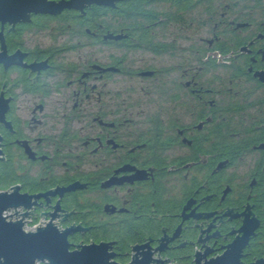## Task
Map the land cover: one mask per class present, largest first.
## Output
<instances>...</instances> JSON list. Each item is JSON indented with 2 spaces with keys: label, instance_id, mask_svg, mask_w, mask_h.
Returning a JSON list of instances; mask_svg holds the SVG:
<instances>
[{
  "label": "flooded vegetation",
  "instance_id": "flooded-vegetation-1",
  "mask_svg": "<svg viewBox=\"0 0 264 264\" xmlns=\"http://www.w3.org/2000/svg\"><path fill=\"white\" fill-rule=\"evenodd\" d=\"M113 3L118 8L89 4L85 14L27 12L30 20L3 28L0 21L6 57L19 50L27 54L22 63L47 59L50 66L37 74L0 62V94L6 79L3 99L12 98L4 120L13 130L0 121V190L19 186L35 195L86 184L63 193L66 212H56L53 223L60 230L93 226L69 235L71 252L116 242L114 260L130 264L132 249L161 239L162 228L173 237L198 189L186 215L213 194L195 213L222 211L189 217L166 247L194 245L159 253L161 241H151L153 258L196 264L195 252H205L201 231L215 217L201 240L237 231L247 203L260 225L239 264L264 260V0ZM48 199L32 206L36 223L51 220L60 194ZM225 208L240 216L219 222ZM71 210L90 212L62 220ZM242 235L204 245L216 250ZM227 249L210 252L206 262Z\"/></svg>",
  "mask_w": 264,
  "mask_h": 264
},
{
  "label": "water",
  "instance_id": "water-1",
  "mask_svg": "<svg viewBox=\"0 0 264 264\" xmlns=\"http://www.w3.org/2000/svg\"><path fill=\"white\" fill-rule=\"evenodd\" d=\"M114 0H71L69 2H65L61 0L58 4L54 2H47L45 0H0V21H2V28L3 23L5 21H9L10 23H14L16 21H20L23 19L25 21L30 20V17L27 15V12H42V13H57L62 10V8H78L80 11L84 13L82 7H87L89 4H102V5H109L118 8L114 3ZM13 25L10 30L13 29ZM0 40H1V48L3 50L0 53V62L4 64V70L12 64L22 65L25 67L32 68L31 71L39 72V69L48 68L47 66V59L45 61H41L40 63H32L30 65H26V63H22V58L27 54L21 53L19 50L10 56L6 57V51L4 46V41L2 38V30L0 32ZM30 71V72H31ZM36 74V77H37ZM29 77V76H28ZM36 77H34V82L36 81ZM11 84H8L6 79L3 83V86H7L9 88ZM2 86V88H3ZM0 94V121L11 131V123L6 122L4 120V112L9 108L8 103L12 99L5 100L3 99L2 92ZM0 140L2 138L0 137ZM4 146L0 144V147ZM2 155V152L0 151ZM4 160V158H0ZM86 184H80L79 181L70 185L69 187L63 188L57 186V188L50 190L46 193H40L35 195H28V194H21L19 186H15L10 188L7 191L0 190V264H119L114 260L116 254L114 252H109V249L116 243H101V244H93L90 245H81L78 250L72 251V246L74 244H70L68 237L74 231H85L90 227H81L80 224L75 227L74 224L65 230H60L58 226L53 223V220L58 217L56 212H66L61 210L59 207V203L62 199L63 193L65 191H72L75 189H85ZM200 188H206V183L201 186ZM198 189L195 191L197 193ZM60 194V199L58 200L57 204L53 207L54 212L49 213L51 215V220H48L50 216H46V222L40 224L34 231H26V220L31 216V210L33 205H40L37 204L36 201L39 197L44 196L46 199V206L49 202L48 195H55ZM194 193V195H195ZM193 195V197H194ZM214 196L210 195L203 199L208 200L210 197ZM32 197L35 198V201L32 203ZM193 197L189 200L187 205L184 207L181 216H183V220L177 230L175 231L172 238H169L165 235V229H163L164 236L159 240H153L149 238V242L141 245L135 246L132 251H135V254L132 256V260L130 264H171L169 259L163 260L159 258H153L152 254L159 250L162 251L163 249H175L181 247L185 244L194 245L196 243H182L176 247L168 248L166 244L174 240L178 237V234L181 232V225L182 223L188 219L189 217L193 218H204L207 219L209 216L213 214H218L221 211H215L212 213H200L196 214V209L202 204V200L200 201L199 205L190 213L185 214V210L189 209L196 201H193ZM254 207V206H252ZM246 203V209L241 215H245L243 220V225L237 231H234L233 227L232 231L229 234H234L236 232H243L242 237L236 236L235 241L233 244H229L227 246H222L219 249L212 250L214 245L216 244V238L219 236H224V238L229 235H219L218 230L212 234L211 236L206 235L204 240H201V235L212 228L215 227L212 223L217 218L215 217L213 221L209 224L206 230L201 231V235L199 237L198 242H203L202 247H205L204 254L199 253L198 251L195 252V262L196 264H201L200 261L205 258V264H239L242 250L249 242V236L254 235V231L257 230L260 223L255 219V217L249 212L252 208ZM226 209L224 215L220 216L222 222V218L225 216H230L228 220H231L234 217H239L237 213L234 214L232 210ZM20 210L22 211L20 213ZM74 210V209H73ZM71 210L67 212V215L62 219L64 220L69 214L71 213H85L90 212L89 210L83 212H74ZM14 211L16 216V220H13L12 215L5 216L6 213ZM47 214V213H42ZM249 215H252V219L249 220ZM215 238V243L212 248H209L204 245V242L210 238ZM151 241H161V244L154 252H150V243ZM197 242V243H198ZM82 244V242H81ZM201 247V248H202ZM224 247H228L227 251L218 256L216 259H211L209 262H206V256L212 251H218L223 249ZM143 249H148V251H143ZM139 255H142L139 257ZM251 264H264L263 259L257 260L255 263Z\"/></svg>",
  "mask_w": 264,
  "mask_h": 264
},
{
  "label": "rangeland",
  "instance_id": "rangeland-1",
  "mask_svg": "<svg viewBox=\"0 0 264 264\" xmlns=\"http://www.w3.org/2000/svg\"><path fill=\"white\" fill-rule=\"evenodd\" d=\"M21 212L22 211L20 210V213ZM45 222H46V220L42 218V223H45ZM26 223L28 224V229H30V228L33 229L34 228V224H38V222L36 223V221L33 220L32 215L27 219Z\"/></svg>",
  "mask_w": 264,
  "mask_h": 264
},
{
  "label": "built area",
  "instance_id": "built-area-1",
  "mask_svg": "<svg viewBox=\"0 0 264 264\" xmlns=\"http://www.w3.org/2000/svg\"><path fill=\"white\" fill-rule=\"evenodd\" d=\"M12 214H14V211H11V212L6 213L5 216H9V215H12ZM12 217H13V220H16L15 214L12 215ZM41 223H42V221L39 222L38 224H34V228L33 229H31V228L28 229V224L26 223V231H34Z\"/></svg>",
  "mask_w": 264,
  "mask_h": 264
}]
</instances>
